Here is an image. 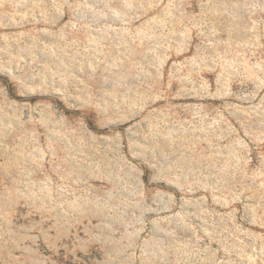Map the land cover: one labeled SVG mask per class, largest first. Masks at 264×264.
Listing matches in <instances>:
<instances>
[{"label": "rangeland", "instance_id": "rangeland-1", "mask_svg": "<svg viewBox=\"0 0 264 264\" xmlns=\"http://www.w3.org/2000/svg\"><path fill=\"white\" fill-rule=\"evenodd\" d=\"M0 264H264V0H0Z\"/></svg>", "mask_w": 264, "mask_h": 264}]
</instances>
